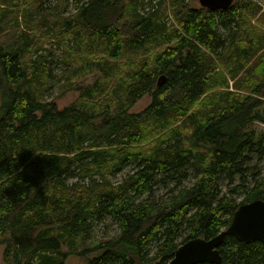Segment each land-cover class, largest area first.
I'll use <instances>...</instances> for the list:
<instances>
[{"label":"trees","instance_id":"trees-1","mask_svg":"<svg viewBox=\"0 0 264 264\" xmlns=\"http://www.w3.org/2000/svg\"><path fill=\"white\" fill-rule=\"evenodd\" d=\"M146 1L0 0L2 264H168L264 200V139L247 129L264 123V8ZM54 85L74 101L46 98ZM106 219L118 232L94 236ZM219 249L264 264L262 241Z\"/></svg>","mask_w":264,"mask_h":264},{"label":"water","instance_id":"water-1","mask_svg":"<svg viewBox=\"0 0 264 264\" xmlns=\"http://www.w3.org/2000/svg\"><path fill=\"white\" fill-rule=\"evenodd\" d=\"M200 5L212 10L226 9L234 0H199ZM159 76L157 85L165 81ZM233 235L238 240L250 243L255 240L264 242V200L255 199L241 203L235 210L230 225L211 238L195 237L183 242L175 251L168 264H221L220 246L226 235Z\"/></svg>","mask_w":264,"mask_h":264},{"label":"rangeland","instance_id":"rangeland-1","mask_svg":"<svg viewBox=\"0 0 264 264\" xmlns=\"http://www.w3.org/2000/svg\"><path fill=\"white\" fill-rule=\"evenodd\" d=\"M55 1L57 0H48L47 3H45V5L43 4V8L52 5ZM190 3L194 6V7H198L200 5L199 0H189ZM235 1V0H234ZM254 2H256L257 4H260L262 7H264V0H253ZM167 2V6L169 5L170 0H166ZM147 4L151 3L150 0L146 1ZM170 9V8H169ZM171 12V9H170ZM59 52V50L57 49L56 52L54 53V56L57 55ZM54 56L51 57V59H54ZM54 70V74H60L61 71L64 69L63 65H56ZM93 79V75L91 76H87L84 78L85 81H91ZM65 90H63L62 85L59 87V85H54L52 88L48 89L46 92V98L50 99V100H55L56 104L59 107H63L65 105L70 104L72 101H74V99L77 96V92L76 91H69L66 90V92H64ZM150 100V95L146 94L144 95L132 108L133 111H140L142 110L147 103ZM3 103V96L1 98V93H0V104ZM258 110L260 112H264V106L258 108ZM248 130H254L256 132V139L260 140V139H264V123L259 122V121H254V122H250L248 124L247 127ZM260 166L262 167V174L264 175V159L261 160L260 162ZM125 174V171H122L120 173H118L115 177L112 178L113 181H118L120 180ZM118 232V228L116 223L112 220V219H106L103 222H95L93 225V235L94 236H102V235H113L115 233ZM5 246L4 245H0V264L3 263V251H4ZM63 250L67 251V247L63 246ZM90 257L94 256L95 253H89L88 254ZM86 256H79V255H75L73 253L69 254L68 256H66L63 259L64 264H85L86 263Z\"/></svg>","mask_w":264,"mask_h":264},{"label":"crops","instance_id":"crops-1","mask_svg":"<svg viewBox=\"0 0 264 264\" xmlns=\"http://www.w3.org/2000/svg\"><path fill=\"white\" fill-rule=\"evenodd\" d=\"M264 8V7H263Z\"/></svg>","mask_w":264,"mask_h":264}]
</instances>
